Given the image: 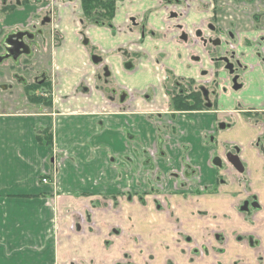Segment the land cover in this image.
<instances>
[{"label":"crops","instance_id":"0c3cea01","mask_svg":"<svg viewBox=\"0 0 264 264\" xmlns=\"http://www.w3.org/2000/svg\"><path fill=\"white\" fill-rule=\"evenodd\" d=\"M0 1L7 14L0 27L10 30L31 27L47 9L45 0ZM182 1L190 3L189 11L174 25L161 0L130 6L125 21L134 10L144 17L147 48L137 44L139 32L116 31L117 10L112 28L80 21L81 0L56 1L59 40L50 53V105L31 113L0 112V264H264V153L257 146L262 127L235 113V138L226 142L217 134L226 118L220 108L264 114V0ZM172 4L167 6L184 8ZM210 24L216 37L235 45L244 67L242 93L222 94L231 104L217 103L216 111H174L166 72L180 65L193 70L197 66L189 64L204 53L196 38V45L178 43L177 25L188 32V26L205 31ZM83 27L110 68L105 82L81 42ZM163 39L172 50L157 49ZM153 71L164 82L146 98ZM106 88L131 96L120 101ZM50 132L52 145L46 144ZM232 146L243 173L226 162L223 169L213 164ZM187 162L198 166L200 178L177 192L171 174L192 172ZM158 193L167 196L166 208L156 201ZM249 199L259 207L241 211ZM80 214L90 225L78 233L72 226Z\"/></svg>","mask_w":264,"mask_h":264},{"label":"rangeland","instance_id":"374dc122","mask_svg":"<svg viewBox=\"0 0 264 264\" xmlns=\"http://www.w3.org/2000/svg\"><path fill=\"white\" fill-rule=\"evenodd\" d=\"M1 3V1H0ZM116 8L117 12L116 15L119 18L117 20V24L120 26V28L116 27V31H136L137 33L139 32L141 34V38L137 42L139 45H143L144 47H149L151 45V42L149 39L142 38L143 37V32L148 33L149 32V27L145 24L144 17L141 16V14L137 11H133V15L125 21L126 17L129 16L130 12V6L131 8L136 7V2L135 0H117L116 3ZM183 6V5H182ZM1 9V8H0ZM8 10V9H7ZM13 9L11 8L10 11ZM6 11V10H5ZM155 11H153L154 14ZM0 17L3 15H7L6 12L4 14L1 13L0 11ZM117 19V18H116ZM171 23L174 25L176 24L174 21L176 18H171ZM31 22V27H27L25 29L30 30H35L33 27H36V22L35 21H30ZM167 27V24H165ZM42 26L40 21L38 22V27ZM143 27L145 29H143ZM86 27H83L81 29V34L84 37L82 44L83 46L88 49L92 55V58L98 54V52H101V49L98 48L92 41L93 44H86V39L89 37L87 36V30L85 29ZM24 29V28H21ZM17 28H12L10 30V27L6 24L2 25L0 27V45L4 41V37L11 32L21 30ZM122 29V30H121ZM188 41H183L181 39V35L183 34L184 31H181L180 34L178 35L177 41L179 44H190V45H196L194 43V38H198L196 33L199 29H196L195 27H189L188 26ZM201 30V29H200ZM208 28L205 29L204 36H201L198 38L199 44L204 47V53L202 55H197V58H200L197 61H193L192 64H189L190 66H197L192 68L193 70H186L185 65H180V69L173 68L171 70H168L166 72V76L168 78V81L165 82L166 86L168 89H175L176 84L182 83L183 85L186 86L187 83L192 85L193 87L197 84L196 80L197 78H202V74L205 72H210L211 70L215 73L216 75V83L215 85L218 84V93L215 96H211L210 100L212 103H214V109H218L216 106V103L219 104V106H222L223 108H227L229 104H231L228 100H225L224 97L222 96V93L224 96H227L226 91L223 90V88H226L227 90L231 89L235 94H241L240 91H234L231 83L229 82L228 78L229 75L227 72L222 68V63L218 60L220 57V53L226 49L227 40H224L222 38V44L221 45H214L212 42H210V39L205 37V34L208 33ZM52 28L49 25H45L44 31L41 35H37L38 39L42 40L44 38L45 43H41V47H38V51L35 52L32 56L30 57H22L18 63V61L15 63L11 59H6L3 62L0 63V112H15V113H31V112H38L41 109H45L43 106H37L39 104H35L32 102V97L30 96V93L28 92L29 89H26L27 87L32 88L33 84L37 85L40 80V77L38 76L40 73L44 72L45 75L46 73L51 77L52 82H54V73L51 72V62H50V53L52 50V47H54V43H58V39L54 38L52 40ZM57 35V34H56ZM54 34L53 36L56 37ZM213 37L215 36L214 33L212 35ZM90 40V38H89ZM206 40V42H205ZM163 44H157V49H173V45L168 44V40H162ZM226 44V45H225ZM122 50L120 53L125 54L127 52H130L128 48H121ZM131 53V52H130ZM231 53H229L230 55ZM1 56V53H0ZM131 57L133 59H137V56L135 54L131 53ZM161 64V63H159ZM177 64V63H176ZM210 65L211 68L206 67L205 65ZM207 65V66H208ZM199 66V67H198ZM197 68V69H196ZM14 74H17L18 77L15 78ZM150 77L148 80L152 81L151 82V88L146 89L147 94L146 98L148 96L154 97L156 92H154L156 89H159V85H161L160 82H164V75H160L153 71L152 73H148ZM197 75V78H195ZM23 78V80H22ZM102 80H104V77H101ZM198 80V79H197ZM239 80H241L239 78ZM51 83V82H50ZM52 86V85H51ZM26 87V88H25ZM173 87V88H172ZM187 87V86H186ZM188 88V87H187ZM190 89H193L190 87ZM34 93L39 96L41 95L42 92L46 93L49 95V85H43L42 87H38L35 90H33ZM49 98V96H47ZM161 100V99H159ZM237 100V99H236ZM161 103V102H159ZM220 111L223 113L225 112L223 109L220 108ZM230 110H228V113ZM238 114L237 116H240L244 118L246 123H250V117L249 114L246 112L239 110L237 111ZM257 120H261L258 118ZM228 121H230L233 124V119L229 118ZM255 121V120H253ZM256 122V121H255ZM232 128H229L227 130H220L217 128V134L218 135H224L225 141L226 142H231L235 138V134L231 130ZM224 141V142H225Z\"/></svg>","mask_w":264,"mask_h":264},{"label":"flooded vegetation","instance_id":"af4514ba","mask_svg":"<svg viewBox=\"0 0 264 264\" xmlns=\"http://www.w3.org/2000/svg\"><path fill=\"white\" fill-rule=\"evenodd\" d=\"M56 1L57 0H45V2H46L45 5L48 4V3H54L55 4ZM63 1H64L63 4H67V3H70L73 0H63ZM82 1L83 0H81V8H82ZM168 2L175 3V4H172V5H175V6H177L181 2L182 5L184 6V8L181 11H176L174 8L172 9L169 6H167ZM116 3H117V0H115V11H114V15L112 16L110 22L109 23H103V24H100V25H110V27L113 28L112 20H113V18L115 16V12L117 10V8H116L117 4ZM183 3H184V1H182V0H161V5H162V7L164 8V10L166 12L165 17L170 20L171 18L173 19V18H177L179 16L182 17L185 14H187L188 11H189L190 3H187V2H185L184 4ZM46 8L47 9L44 11V14L38 16V20L40 21L42 26L38 27V22L39 21H37L36 22V27H33L35 30H33V29L30 30L31 32L35 33L34 37L31 40H29L27 37H25V39H24L26 41V43H29V44H31L34 47L33 52L31 54H29V55H22L21 54L17 58V59H19V61H20V59L22 57H30V56H32L35 52L38 51V47H41V45H39V43H40V41L42 43L44 41V38H42V40H40V39H38L37 35L38 34L41 35L43 33L45 25L51 26V28H52L51 36H53L54 34L56 35V29H55V24L54 23L56 22V20H59V18H58L59 15L57 13V7H55L53 9V11L50 10L47 5H46ZM85 20L86 19L84 18V12H83V8H82V16L80 17V21H85ZM170 22H171V20H170ZM177 27H178V29H177L178 35L180 34L181 31H184L183 34L180 36L181 39L183 41H188L187 31L182 29L181 25H177ZM143 29H145V28L143 27ZM208 29H209L210 35L208 36V35L205 34V37L210 39V42H212L214 45H221L222 44V38L220 39L219 37H216V36L213 37L212 36L213 33H214V35L217 34V32L215 31V27L210 24V25H208ZM22 30H27L28 31V29H22ZM204 33L205 32L203 30L199 29V31L197 32L196 35L199 38L201 36H204ZM8 35L9 34H7L4 37V40H5V38ZM142 35L144 36L145 32H143ZM178 35H177V38H178ZM54 38L58 39V36L56 35V37H54ZM80 38H81V42H82L83 39H84L82 34H80ZM198 38H196V39L198 40ZM197 40L194 39L193 40L194 43H197ZM216 41H218V43H215ZM205 42H206V40H205ZM225 43L227 44L226 49L223 50L220 53L221 55L218 58V60L222 63V68L229 75L228 80L231 83V86H232L233 90L234 91H240L242 89V87H243V83H242L241 80H239V78L241 79L244 67H243L242 63L239 61V59H237V57H236V55L234 53V50H235L234 43L230 42L229 40H227V42H225ZM86 44H88V45L90 44L89 38L86 39ZM15 47L16 46H13V48H15ZM121 50L122 49H119L118 52H120ZM0 53H1V55H7L8 54L7 51H6V47H5V42L4 41L0 45ZM229 53H231V54L229 55ZM129 57L132 58L131 56H129ZM9 59H11L14 62L13 58H9ZM225 59H228L229 63L234 65V67H233L234 72L233 73H231V70L228 69V63L225 62ZM92 60H93L94 63L98 62L97 66H100L101 70H103L102 77L105 78L103 80L105 82L108 79V77L110 76V74H111L110 68L108 66H105L104 64H102L103 60L99 56V54L94 56L92 58ZM19 61H18V63H19ZM133 66L134 65H131V68ZM38 76L40 77L39 82H37L38 83L37 84L38 87H42L43 85L48 84L49 85V90H50L51 83L53 84V82L51 80V77H49V75L47 73L45 75L44 72L40 73ZM202 76L203 77L206 76L207 78L204 79L203 81H201L200 83H199V81H196L197 84L194 87L192 85H190L189 83H187L186 84V86L188 87L187 88L185 85L180 83V84H176L175 89H168L167 88L168 91H170V92L172 91L171 98H170L171 109L172 110H174V111H203V110H214V111H216L217 110V109H214V103H212L211 100H210L211 96H215L218 93V90H217L218 84L215 85V83H216V80H215L216 75L211 70L210 72L203 73ZM14 77L17 78L18 75L14 74ZM235 77H237V82L236 83L234 82V78ZM22 80H23V78H22ZM235 86H239V88L235 89ZM190 87H192L193 89H190ZM106 90H107L108 93H111V95H113V96L117 95L120 101H126L129 98V96H131V94L128 91H125V90L116 91L115 89H111V88H106ZM223 90L227 92V91H229L231 89L227 90L226 88H223ZM194 93H195L194 97L193 98L189 97L188 101L191 104L193 103V99H196V100L200 101L203 109H198V110H177L176 108H173L172 100L177 95H182V96H186L187 97L188 95H192ZM146 95H148V94H145V96ZM216 106H217V103H216ZM244 112L249 114L250 119L251 120H255L256 122H258V124L261 125V127H262V134H261V136H259L257 138V146H259V148L261 149L262 153H264V114L256 115V113H254L252 111H244ZM235 113H238V112L237 111H235V112L231 111L229 113H225L224 116H226V118L223 119L218 124L217 128L220 129V130H227L231 125L234 124V121H233V124H232L230 121H228V119L229 118L233 119V116L237 115ZM258 118H260L261 120H257ZM235 147L236 146H232L231 147V151L226 153V155H224V157H222L220 155L216 156L215 159L213 160V164L217 168L223 169V167L225 165V162H226L227 164L231 165L237 172L243 173L244 169H245L244 165H243V161L241 160V157L239 156V151H237V149ZM151 156L155 157L156 153L155 154L152 153ZM229 156L230 157L237 156L239 158V160L241 162V165H242V170L236 168L235 165L232 162H230ZM186 164L187 165L189 164V167L191 168L192 172H186L185 170L173 169L172 174H171L172 178L174 179L173 188L177 192L181 191V190H184V189H188L189 186L193 185V183L200 178V170H199L198 166H191L190 162H187ZM160 189H161V186L159 185V190ZM155 199L158 202V204L160 205V207H162V208H166L167 207V202H166L167 196L166 195L158 193V194L155 195ZM254 201H255V199H252V200L249 199V200L245 201L242 204V206H241V211H243V212L244 211H249V209H251L254 206H256L258 208L259 207L258 203L257 202L255 203ZM107 206L111 208V206H113V205H112L111 202H107ZM88 225H90V224L88 223ZM249 241H250L251 245H252V243L255 242L252 239H250ZM196 250H197V252H199V249H196Z\"/></svg>","mask_w":264,"mask_h":264},{"label":"trees","instance_id":"16d2710c","mask_svg":"<svg viewBox=\"0 0 264 264\" xmlns=\"http://www.w3.org/2000/svg\"><path fill=\"white\" fill-rule=\"evenodd\" d=\"M5 8V7H4ZM8 8V7H7ZM82 8L84 12L85 21H89L95 24L109 23L115 11V0H83ZM6 9V8H5ZM26 88V87H25ZM38 88V85L33 84V87H27L28 92L32 97V102L35 104H45L50 105V98L44 96H37L33 90ZM195 93L192 95L182 96L177 95L172 100L173 108L177 110H198L203 109L200 101L193 99L191 104L188 100L189 97H194ZM43 133V130L41 131ZM53 138L51 132L47 135L46 144L52 145Z\"/></svg>","mask_w":264,"mask_h":264},{"label":"water","instance_id":"95a60500","mask_svg":"<svg viewBox=\"0 0 264 264\" xmlns=\"http://www.w3.org/2000/svg\"><path fill=\"white\" fill-rule=\"evenodd\" d=\"M25 37L31 40L34 37V34L30 33L29 31H19L17 33L10 34L5 40L6 43L5 47L8 54L4 56H0V62L9 58H13V60L16 61L21 54H25V55L31 54L30 45H28L25 42L24 40ZM215 43H218V41H216ZM13 46L16 47L13 48ZM225 62L228 63V69H230L231 73H233L234 65L229 63L228 59H225ZM234 82L235 83L237 82V77L234 78ZM238 88L239 86H235V89ZM229 160L235 165L236 168L242 170L241 162L237 156H233V157L229 156Z\"/></svg>","mask_w":264,"mask_h":264},{"label":"built area","instance_id":"2783aa9c","mask_svg":"<svg viewBox=\"0 0 264 264\" xmlns=\"http://www.w3.org/2000/svg\"><path fill=\"white\" fill-rule=\"evenodd\" d=\"M43 181L46 183L48 181V179H43Z\"/></svg>","mask_w":264,"mask_h":264}]
</instances>
